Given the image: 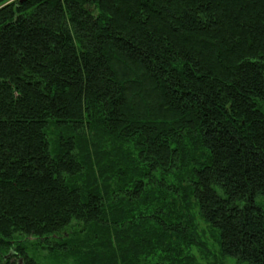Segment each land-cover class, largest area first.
I'll list each match as a JSON object with an SVG mask.
<instances>
[{
  "label": "trees",
  "instance_id": "obj_1",
  "mask_svg": "<svg viewBox=\"0 0 264 264\" xmlns=\"http://www.w3.org/2000/svg\"><path fill=\"white\" fill-rule=\"evenodd\" d=\"M193 214L264 264V0H0V264H197Z\"/></svg>",
  "mask_w": 264,
  "mask_h": 264
},
{
  "label": "rangeland",
  "instance_id": "obj_2",
  "mask_svg": "<svg viewBox=\"0 0 264 264\" xmlns=\"http://www.w3.org/2000/svg\"><path fill=\"white\" fill-rule=\"evenodd\" d=\"M194 217L197 225L196 236L202 245L201 247L194 246V248H192L197 264H240L233 258H225L222 256L220 246L214 232L207 225H205V223L202 222L198 216L195 215ZM71 229L75 231L76 235H79V238L85 239L86 235L83 234L82 231H78L76 227ZM24 244L26 245L29 256L32 257L37 264H62L63 262L60 261L61 258L56 259L57 257L50 255L51 252L44 250L43 246H40L44 244L43 241L32 238L28 241L25 240ZM13 254L14 252H11L9 256L12 258L14 256ZM12 262H19V264H23L24 261L20 259L18 260L17 258L12 259ZM65 264H74L73 258L69 257Z\"/></svg>",
  "mask_w": 264,
  "mask_h": 264
}]
</instances>
